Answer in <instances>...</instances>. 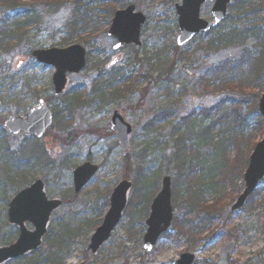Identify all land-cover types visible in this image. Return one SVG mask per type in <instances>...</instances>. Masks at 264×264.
<instances>
[{"label":"rangeland","instance_id":"obj_1","mask_svg":"<svg viewBox=\"0 0 264 264\" xmlns=\"http://www.w3.org/2000/svg\"><path fill=\"white\" fill-rule=\"evenodd\" d=\"M176 1L102 0L98 4H91V0H83L86 7H77L70 3L31 6L24 0L23 5L26 6H16L5 11L0 7V41L4 40L6 32L10 38H15L18 24L23 28L19 38L11 41L13 49L6 54L0 52V120L9 114H18L20 111L24 113L38 100L47 102L46 98L52 97L53 69L37 64L31 58V51L79 46L84 48L85 55L90 52L93 62L101 69L99 73L91 71L87 64L81 73L69 75L64 97L47 104L49 110L53 108L57 114L64 104L69 106L71 126L68 132L76 133L75 138L68 135L61 138L55 125L46 141H39L41 145L46 144V147H39L42 153L34 143L16 154L0 146V247L14 242L17 234L14 226L8 223L7 206L12 197L24 188L21 181L18 183V175L24 174L21 177H25L27 187L32 182L29 178L35 175L32 167L42 171L41 168L45 166L43 174L37 172L33 181L41 176L47 197L64 201L62 208L51 215L48 226L49 233H52V229L57 231L61 242L64 239L69 241L68 248L60 252L64 256V264H175L181 253L185 252L195 254L194 264H203L204 260L210 264H264V203L261 199L264 195V179L252 195L257 199L252 208L248 205V198L241 209L230 210L235 198L244 189L242 177L245 163L255 144L264 139V121L257 112L258 101L264 92V10L260 9L256 15H247L245 12L248 11V5H244V0H232L227 18L217 31L207 37L197 36L174 52L178 34L174 10ZM129 4L146 17L141 29L144 46L136 51L138 57L133 53L132 46L113 52L115 40L106 36L113 10L123 9ZM253 4L259 7L262 5L260 0H254ZM210 9L211 4L205 3L200 10L201 18L209 21ZM26 11L36 14L39 23L25 25ZM254 23L258 27L247 29L248 34L237 32ZM233 27L238 29L229 32ZM225 34L227 37L224 40L229 42L225 41L224 44L216 41V38L225 37ZM208 41H216L214 45L218 48L205 50L203 46ZM118 55L120 63L107 68L110 60ZM135 59L140 64L133 65ZM101 61H104L103 67L99 64ZM256 72L261 74L255 81ZM124 75H132V78L140 76L132 91L122 95L118 92L112 100L101 104L96 95V91H99L95 90L96 85L106 83L102 88L106 93L112 92L110 82H117ZM32 82L35 85L33 103L27 90L29 84L33 85ZM206 84L209 88L203 89ZM210 87H213V92ZM76 88L84 90L86 101L80 103V106L71 107ZM9 93L14 96L13 102L16 105L5 109L2 101ZM234 101L243 104V117L248 115L250 121L247 132H251L243 138L240 133H236V119L232 122L230 117L222 118L224 113L228 114V104ZM216 106L222 107L224 113L218 115L214 110ZM163 107L169 109L168 119L163 124L158 121L160 124L151 127L154 124L151 119L159 117ZM222 108L219 110L222 111ZM114 111L121 113L125 123L133 129L126 151L120 148L115 133L110 130L109 121ZM203 112L209 113L206 119L208 123L204 125V121L199 123L205 119L201 115ZM192 115H197V125H193L191 120L185 121L178 141H173L176 139L172 138L175 127L179 126L182 118ZM219 117L217 134L218 130H222L228 134L227 138L231 142L236 137L239 141L231 143L214 140L215 129L211 127L210 121L216 123ZM60 118L58 115V120ZM258 122L259 130L252 131L254 127L257 128ZM2 134L0 132V144L5 142V146L11 150L26 143V140L3 138ZM52 135H58L61 142ZM172 147L174 154L170 150ZM223 150L224 154L219 155ZM176 156L180 157L182 167L189 168L192 175L190 181L197 179V192L188 193L184 190L190 182L185 178L181 180L183 170L176 164ZM124 157H130L132 161L128 175V182L131 183L127 194L128 205L111 238L92 257L87 245L94 230L90 231L88 226L97 219L94 225L101 223L109 208L112 189L124 180ZM45 159L53 162L50 172L45 170L48 164ZM174 159L176 161H170ZM219 159L225 167L224 174L221 173L216 179L223 180L220 184L213 181L219 169ZM26 160L31 165L25 164ZM85 162L97 166L98 172L78 195H74L72 173ZM230 165L235 169L232 170ZM6 166L16 170L5 173L3 169ZM226 168L231 169V172L227 173ZM163 176H169L172 182L173 221L178 217L180 221L186 218L185 221L189 223H203L205 226L198 230L200 224H197L193 228L194 231L198 230L197 238L188 241L184 235L178 236L172 221L169 231L159 239L156 248L145 254L141 249L146 230L144 221L148 216L150 201L155 197L154 193L156 195L160 190ZM135 179L138 184L133 189ZM231 188L236 190V194L211 215L209 224L205 222L206 212L201 209L192 211L189 217L184 215L192 204V198L200 200L210 194L211 190H217V195L221 197L231 193ZM149 191H152L151 194ZM196 214L199 221H191L190 218L195 219ZM233 243L234 248L225 252L226 246ZM46 244L48 242L45 240L41 249H47ZM49 245L54 253L58 251L53 244ZM38 257L37 250L20 261L7 264H33L39 262Z\"/></svg>","mask_w":264,"mask_h":264},{"label":"water","instance_id":"obj_2","mask_svg":"<svg viewBox=\"0 0 264 264\" xmlns=\"http://www.w3.org/2000/svg\"><path fill=\"white\" fill-rule=\"evenodd\" d=\"M214 1L211 9L213 22H206L200 19L199 11L204 0H178L175 3L177 14V23L179 36L177 45L182 46L188 42L194 35L206 32L219 24L225 16L226 7L231 0H209ZM145 17L141 13H134V7L128 6L124 10L117 11L114 14L107 35L117 40L114 50L123 45L133 43L136 48L140 47L139 32L144 24ZM39 63L53 66L56 73L53 75V85L55 87V97H59L65 86V72L78 73L85 65V51L79 46H73L67 49H49L38 50L32 53ZM115 59L112 64H115ZM259 114L264 118V94L258 102ZM29 127L33 136L40 138L51 123L50 113L42 102L28 114ZM33 126H32V122ZM16 119H9L7 125L12 127L16 125ZM112 130L116 132L119 144L123 149L128 147V138L131 133V127L125 124L118 111H115L110 121ZM97 168L90 164H84L78 167L73 173V182L75 193L85 186L89 179L94 175ZM264 177V140L259 142L249 159L247 170L244 174L245 187L242 194L232 205L231 210H237L247 200L252 193L258 181ZM130 188V183L122 181L113 190L109 200V209L105 213L101 224L91 235L87 248L94 256L102 245L110 238L111 233L116 229V225L122 218V212L126 206V193ZM170 193V179L164 178L162 189L158 195L151 201L149 215L144 222L146 231L143 234L142 250L148 254L156 246L159 237L166 232L171 225L173 218L172 203ZM60 201H48L43 193V184L40 181L35 182L30 188L21 191L9 204L7 219L20 230L15 243L9 247L0 248V264L11 259H16L22 255L37 249L41 245V238L46 233V224L49 221L51 212L58 209ZM28 222L33 226V231L26 230L24 224ZM234 248V243L225 248L228 252ZM194 255L183 253L176 264H192Z\"/></svg>","mask_w":264,"mask_h":264},{"label":"trees","instance_id":"obj_3","mask_svg":"<svg viewBox=\"0 0 264 264\" xmlns=\"http://www.w3.org/2000/svg\"><path fill=\"white\" fill-rule=\"evenodd\" d=\"M23 1L24 0H0V7L10 9V8H12L14 6H26L25 4L23 5ZM26 1H27V4H29V5H33V4H43V5L50 6V5H53V4H58L60 2H62V3H70V4H73L74 6H77V7L79 5L86 7V5H87V4L82 3L83 0H26ZM100 1H102V0H95V1L94 0H91L90 3L91 4H98V2H100ZM113 1H116V0H113ZM253 1L254 0H244V2H245L244 5H248V11L245 12V14H247V15H249V14L256 15V12H258L260 9H262V11L264 10V0H260V2L262 4L260 7L259 6H256L255 4H253ZM35 21H36V17H34V22ZM254 27L256 29L258 27V24L257 23H254L249 28L242 27V28H240V29H242L241 31L238 28H236V27H233V28L229 29L228 31L230 32L231 30H234V29L237 30L238 29L237 32L242 33V31H243L244 34H248L247 33L248 32L247 29L254 28ZM232 34H234L233 37H235V33L233 32ZM226 37H227V35L225 34V37L216 38L217 39L216 41H219V42H222V43L226 44L225 41H227V40H224ZM211 41H208V43L206 44V46H203V48L205 50L211 51L213 49H217L218 48V47H216L214 45L216 41L215 42H211ZM227 42H229V41H227ZM177 50L178 49L176 47H174V50L173 51L174 52H177ZM135 62L139 64V62H137V61H135ZM99 64L102 67L104 65V61L99 62ZM150 68H152V70H154L153 67L150 66ZM88 69H90L91 71H101V69L93 62L92 56H91L90 52L88 54ZM260 74H261V72H256V74H255L256 75L255 76V81L258 79V77L260 76ZM125 78H123L120 81L121 86L116 85L115 92H114L115 95L117 94V91L125 92L127 88H132L137 83V80H134L132 77H129L128 80H126V82H124V79ZM102 87H103V85L97 84L95 88H97L102 93V92H104V90H103ZM120 87L122 89H124L125 91H123L122 89L119 90ZM206 87L209 88V85L206 84L202 88L203 89H207ZM213 87H215V86H213ZM213 87H210L211 88V92H213L212 91V88ZM110 88L113 90V87H110ZM116 89H118V90H116ZM244 90H241V92L244 93ZM82 95H83V92L81 90L76 91L74 93V95H73L74 101L75 102L81 101L82 100ZM101 96L106 101V98L103 95H101ZM109 99H112V97L110 96V98H108V100ZM241 104H242L241 102H235V101L232 102V103H230L229 104V108H228V114H225L224 113V110H222V111L219 110L220 107H218V106H216L214 108V110H216L218 112L217 113L218 115L224 113V115H223L222 118H224L226 116L227 117H230V119L232 118V122L233 121L235 122V119H236V122L238 124V129H237L236 133H240L239 134L240 137L243 138L245 136H248L249 133L251 132V130L249 132H247L248 126L250 127V121H249L248 115L246 117H243L244 113H243V110L241 108ZM201 115L204 118L206 117V113H204V112L201 113ZM207 116H209V113H207ZM220 118L221 117L218 118V121L216 123H213L214 124L213 129H215V135H216L215 138H214V140L220 141V139H221L222 141L224 140L225 142H231V140L229 138H227V135L228 134H224V132L222 130H218L219 133L217 134L216 125H219ZM60 120H62L61 121V124H60V131H62L64 129V126H65L66 122L64 121L65 120L64 118L63 119L60 118ZM188 120L189 119H187V118L182 119L181 120L182 121L181 122L182 124H180L178 126V128L175 129L176 131L173 133V136H172V138L176 137V140L175 141H178V139H179L180 132H178V131L181 130V126L184 124L185 121H188ZM59 121L57 120V122H59ZM260 121L261 120L259 119V122ZM259 122L256 124L257 128L254 127V129L252 131H255L256 132V131L259 130V127H258ZM204 123H205V120H204ZM204 123H203V125H204ZM193 125H197V124H193ZM244 127H245V131L242 132L243 129H244ZM228 131H230V130H228ZM221 132H222V134H221ZM222 141H221V144H223ZM234 141H239V139L236 137L235 140H232L231 143H233ZM59 142H61V141H59ZM147 148H149V147L147 146ZM239 152H240V150H239ZM223 154H224V150L221 153H219V155H221V156ZM175 159L177 160L176 164L180 167L181 170H183V174H182L181 180H182V178H185V180H188L190 182V184H188V183L186 184V189H184V190H186V192H188V193L189 192H195L197 190V186H198L196 184L197 179L194 180V181H190V180H192V178H191L192 175H191V173H189V170H188L189 168L188 167H182V165L180 164V157L178 158V156H176ZM175 159L173 161H176ZM219 161H220V163H219V169H218V171H217V173H216V175L214 177V180L220 184L221 182H223V180L221 179V180L218 181L216 179H218L219 175L224 172L223 170H225V167L223 166L222 161L220 159H219ZM130 163H132V162L130 161L129 158H126L124 160V175H123L124 177H123V179L128 180L129 172H131V169L129 170ZM233 168H235V167H233ZM233 168L231 166V169H233ZM231 169H227V173H230L231 172ZM152 177H153V175H152ZM229 177L230 176L228 175V178ZM137 184H138V180L135 179L134 180V183H133V189H136L137 188L136 187ZM219 184H218V186H219ZM152 185L155 186L156 184H152ZM181 186H182V184H181ZM194 187H196V188H194ZM231 189H230L231 190V193L229 192L228 194L222 195L221 197H219V195H217V193H218L217 190H211L210 194L205 195L203 198H200V200H197V199L192 198V200H190L192 204L185 211L184 215L187 216V217H189V214H192V211H194V210H198L199 211L201 209V210H203V211L206 212L205 222H206V224H209V221H211V215L215 214L216 211H219L221 209V207L223 205H225L226 201H231L232 200L231 199V196L234 195V193L236 194V190L233 189V188H231ZM151 192L152 191H149L150 194H151ZM214 193H215V195L213 197V194ZM192 195L193 194H191V196ZM252 195L249 197L250 198V202H248V205H249L250 208H252L253 205L257 201V199L253 198L254 195L253 196ZM206 197H208V198H206ZM261 199H262V201L264 203V195L262 196ZM178 218H175L174 219V221H173V228H174V230H176L178 236L184 235L187 238L188 241H191V240L194 241L197 238V235H198L196 232L201 227L203 228L205 226L203 223H197L198 225L199 224L200 225L198 227V230L196 229L197 231L196 230L194 231L193 228L195 229L196 228L195 226L197 224L194 225L192 222L189 223V221H185L186 218L185 219L183 218L181 221ZM98 220L99 219H97L96 221L94 220L92 222L93 224H89V226H88L89 228L88 229L90 231L95 230V228H96L95 226L96 225H94V224ZM190 220L191 221L198 222L199 221V216L197 215V217L195 219L190 218ZM61 224H62V221H61ZM44 239L48 242V245L46 244V246H48V248L47 249L46 248L45 249H41V248L38 249V256L39 257H38V260L37 261H39V262H36V263L34 262L33 264H64V256H61V253L60 252H61L62 249H64V248L67 249L68 248V246H67V244L69 242L68 239H64L63 242H61V237L59 236V234L57 233V231L55 229H52V233H48L44 237ZM49 243L50 244H53V247H56L58 251L54 253V250H52V248H51L52 246L49 245ZM42 250H44L43 253H42ZM45 251H46V253H45ZM85 255H86V253L83 254V258H85ZM203 264H210V263L207 262L206 260H204L203 261Z\"/></svg>","mask_w":264,"mask_h":264},{"label":"flooded vegetation","instance_id":"obj_4","mask_svg":"<svg viewBox=\"0 0 264 264\" xmlns=\"http://www.w3.org/2000/svg\"><path fill=\"white\" fill-rule=\"evenodd\" d=\"M25 83V82H24ZM32 84H33V82H32ZM30 85V84H29ZM27 86V90H28V96L31 98V101H32V103H33V86H35L34 84L33 85H30V86ZM25 86H26V84H25ZM65 91V90H64ZM64 91H63V93H62V95H61V97H59V98H57V100L58 99H61V98H63L64 97ZM19 93L21 94V95H24V93L22 92V91H19ZM13 98H14V96H12L10 93L8 94V96H6L5 98H3V101H2V104L4 105V108L5 109H8L9 107H11V105H16L14 102H13ZM43 102H44V105L45 106H47V104L49 103V102H51V101H53L51 98H46V101L47 102H45L43 99H41ZM39 101V100H38ZM38 101L36 102V104L38 103ZM35 104V105H36ZM34 105V106H35ZM33 105H32V107L31 108H29L26 112H24V113H20V112H22V111H20L18 114H9V115H6V116H4L1 120H0V124H2V130L0 131V132H3L4 134H2V136H3V138H5V136H6V138L8 139V137H9V140H13V141H24V140H26V143L25 144H20L19 146H18V149L19 150H17L16 152H15V154L16 153H20V151H23V150H26V148L28 147V146H33V136H30V135H28V134H25V133H23V132H25L24 130H23V128H22V126L18 123L17 125H13L12 127H10V126H5L4 125V123L8 120V119H10V117H18L19 119H22V120H25L24 118H25V115H27L28 114V112H30L31 110H33V107H34ZM48 107V106H47ZM68 107L69 106H66L65 104H64V109H65V112L66 113H68L69 111H68ZM52 110L54 111V109L52 108ZM65 112L63 111L62 112V114H57L56 113V111H55V113H56V115H55V119H54V122H52V124H53V127H52V129L54 128V126L55 125H57V132H59V136H61V138H62V136H64L65 135V133L67 132V129H68V122H66V124H65V126H64V129L62 130V131H60V124H61V121L62 120H58V115L61 117L62 115H65ZM50 114L52 115V112L50 111ZM52 117H53V115H52ZM61 119H63V117H61ZM57 120L59 121V122H57ZM52 126V125H51ZM5 128L9 131V133L5 130ZM52 129H51V131H52ZM51 131L48 133V132H46L45 133V135H44V137H43V139L42 140H44L45 138L47 139L48 138V136L50 135V133H51ZM67 134H68V132H67ZM66 134V135H67ZM52 136H54V137H56V139H60V137L58 136V135H52ZM45 139V140H46ZM5 142H3V144L1 145L0 144V146H2V148H4V147H6V149H7V151H13V150H11V148L10 149H8L7 148V146H5V144H4ZM33 148V147H32ZM16 150V149H15ZM40 151V150H39ZM41 153V152H40ZM43 155V154H42ZM47 163H48V161H46ZM47 168H48V164H47V166H46ZM3 168V167H2ZM32 169H33V167H32ZM4 171H5V173H10V171L8 170V169H6V168H4L3 169ZM34 170H35V172H38V170L37 169H35L34 168ZM33 176V175H32ZM31 176V177H32ZM18 179H19V181H18V183L21 181V183H22V181L23 180H25V177H21V174H19L18 175Z\"/></svg>","mask_w":264,"mask_h":264},{"label":"bare ground","instance_id":"obj_5","mask_svg":"<svg viewBox=\"0 0 264 264\" xmlns=\"http://www.w3.org/2000/svg\"><path fill=\"white\" fill-rule=\"evenodd\" d=\"M179 49V48H178ZM11 118V117H10ZM74 171V170H73Z\"/></svg>","mask_w":264,"mask_h":264}]
</instances>
